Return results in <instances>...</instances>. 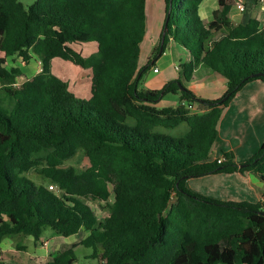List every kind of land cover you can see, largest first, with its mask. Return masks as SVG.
Returning <instances> with one entry per match:
<instances>
[{
    "label": "trees",
    "instance_id": "obj_1",
    "mask_svg": "<svg viewBox=\"0 0 264 264\" xmlns=\"http://www.w3.org/2000/svg\"><path fill=\"white\" fill-rule=\"evenodd\" d=\"M25 1L0 0V74L22 75L5 69L9 58L41 64L22 85L0 87V245L18 237L39 244L50 229L88 235L44 264H79L78 247L84 264H264V202L219 201L186 186L251 170L264 180V143L244 167L232 153L211 160L224 107L248 83H264L260 19L236 24V0H222L207 24L204 0H164L160 51L173 41L191 60L180 64L178 80L140 90L152 66L139 68L147 0ZM86 43L96 52L84 56ZM57 58L91 71L89 100L54 73ZM213 73L227 81L223 98L202 99L187 87ZM168 94L180 95L179 104L158 107ZM195 104L209 110L192 113ZM184 124L183 135H171ZM78 154L84 170L59 169ZM110 192V215L98 220L82 198ZM5 259L0 247V264Z\"/></svg>",
    "mask_w": 264,
    "mask_h": 264
},
{
    "label": "crops",
    "instance_id": "obj_2",
    "mask_svg": "<svg viewBox=\"0 0 264 264\" xmlns=\"http://www.w3.org/2000/svg\"><path fill=\"white\" fill-rule=\"evenodd\" d=\"M221 1L222 0L202 1L199 6V14L205 23L208 24L213 21L214 12L221 8ZM240 1L245 3L246 12H239L234 4L230 13L232 21L236 24H246L250 20L253 14L251 13V9L248 8V4L253 1H255V3L257 2L258 6H260L261 3L264 11V0H236L235 2L237 3ZM146 14L147 27L144 39L150 37L152 39L161 40L166 18V6L164 0H147ZM261 24L264 26L263 21H261ZM169 46L172 51L171 55L166 51L161 57V59L167 61V65L171 64L177 68V66H180L178 64L190 62L191 55L187 51L173 41L169 42ZM36 61L40 63L39 60ZM178 61L179 63H177ZM154 68H157L159 73L162 70L161 67H158L157 63H155L153 69ZM212 77V74H205L202 78H195L188 83L187 87L194 92L195 83L198 79H212ZM85 78L82 76L80 83L86 86L90 83L91 90V71L87 70ZM87 91H89V89L85 90V93ZM89 98L90 93L88 99ZM208 110L209 109L199 104H195L191 109V112L202 114ZM218 130V138L211 151V160L224 159L223 153L227 152L234 155V161L237 164L243 165L259 151L264 143V83L262 81L248 83L233 98L228 106L224 107ZM220 137L222 139L221 143L219 142ZM186 186L194 193L224 202L234 200L233 202L246 201L250 203H258L263 202L264 199V180H261L253 170L246 171L245 173L236 172L232 174H215L200 178H191L187 181ZM81 234H83V237L79 241H76V239L73 238ZM87 235L88 233L81 232L80 234L64 239H74L70 243L71 246L80 242ZM60 238L63 237L56 236L55 239L52 238V240L59 241L58 239ZM29 239L35 244L32 238ZM44 241H47L46 237H44L39 244H43ZM53 245L54 244L52 243V246ZM15 246L17 248V244ZM0 247L3 256L6 258L9 252L13 251V239H4L1 242ZM79 248L80 247L76 249L77 253ZM47 251L44 250L43 247L35 248L34 255L35 258L39 260V264H44L50 259L52 254L59 252H53L51 249L49 250V247L47 248ZM5 262L6 264H9L7 258L5 259Z\"/></svg>",
    "mask_w": 264,
    "mask_h": 264
},
{
    "label": "rangeland",
    "instance_id": "obj_3",
    "mask_svg": "<svg viewBox=\"0 0 264 264\" xmlns=\"http://www.w3.org/2000/svg\"><path fill=\"white\" fill-rule=\"evenodd\" d=\"M34 0L25 1L27 4H31ZM259 7V8H258ZM248 8L251 9L252 17H257L261 21L264 22V11L262 9V4L258 6L255 1L248 4ZM161 40L152 39L147 37L143 40V44L141 47V53L139 58V68H145L146 66L152 64L151 69L144 74L143 78L139 82L140 90H161L164 85L169 83L170 81L178 80L179 76V66L175 68L174 65H167V61L165 59H161L162 52L160 51ZM80 50L83 52L84 56L90 55L97 50L96 43H86L80 46ZM166 51L171 55V47L169 43L167 44ZM165 51V52H166ZM169 60V59H168ZM157 63L158 67H161L160 73H153V67ZM179 63V61L177 62ZM180 65V64H178ZM19 69L22 71V75L18 77L8 78L3 74H0V87L5 86H20L26 80L32 78L37 73L41 71V64L36 60H32L29 65L22 64L19 59L9 58L7 59V64L5 69L10 73L13 69ZM53 71L56 75L61 77L64 80H67L71 84L72 91L76 94L78 98L89 100L90 93V83L88 85H84L81 82L82 76L85 78V74H87V70H83L82 68L72 64L71 62L65 61L63 59L57 58L53 61ZM212 79L205 78L201 79L195 83L194 92L198 97L202 99L216 100L219 98H223L227 92V81L224 77L218 76L217 74H212ZM81 77V78H80ZM86 79V78H85ZM78 88V90H77ZM89 89L85 93V90ZM85 93V94H84ZM180 102V95L168 94L166 95L157 105L158 107H168V106H176ZM188 126L186 124L182 125L178 129L170 130L171 135L180 136L183 135L187 130ZM221 137L219 142L221 143ZM88 166V161L83 154H78L73 159L66 162L64 165L59 166V169H64L65 167H70L77 170H84ZM32 179L41 183L42 181L39 179L34 172L28 174ZM84 202L91 206L93 209L95 216L98 220H105L110 215V207L114 202V195L110 192L107 197H94L88 196L82 198ZM234 201V200H232ZM44 237L47 238V243L49 241V245L43 246V244L35 245L31 239L28 237H18L13 239V251L9 252L6 256L9 264H39V260L35 258V248L43 247L44 250L47 251H63L66 248L70 247V243L72 240L76 239V241L80 240L83 237V234L73 237L74 239L65 240L64 238L58 239L59 241L52 240L55 239L56 235H53L50 229L45 231ZM53 241V242H52ZM20 243L24 246V250H18L16 248V244ZM52 243L54 244L52 246ZM35 245V247H34ZM49 252V251H47ZM46 254V253H44ZM79 255V264H84L86 261L83 259V248L80 247L78 249ZM93 263V262H92Z\"/></svg>",
    "mask_w": 264,
    "mask_h": 264
},
{
    "label": "built area",
    "instance_id": "obj_4",
    "mask_svg": "<svg viewBox=\"0 0 264 264\" xmlns=\"http://www.w3.org/2000/svg\"><path fill=\"white\" fill-rule=\"evenodd\" d=\"M262 1H263V0H262ZM235 6H236V8L238 9L239 12H241V13L246 12V5H245L244 2H242V1L237 2ZM153 71H154V73H158V72H159V70H158L157 68H154ZM184 104H185V103H184ZM192 108H193V107H191V109H192ZM222 160H223V159H219L218 162L221 163ZM50 189H51V190H55L56 188H55V186L51 185V186H50ZM263 202H264V199H263ZM47 245H48L47 241H44V242H43V246H47Z\"/></svg>",
    "mask_w": 264,
    "mask_h": 264
},
{
    "label": "water",
    "instance_id": "obj_5",
    "mask_svg": "<svg viewBox=\"0 0 264 264\" xmlns=\"http://www.w3.org/2000/svg\"><path fill=\"white\" fill-rule=\"evenodd\" d=\"M171 6H172V2H171ZM167 28H168V26H167V23H166V25H165V27H164V32H163V38H164V36H165V33H166ZM161 52H162V51H161ZM240 167H244V165H241Z\"/></svg>",
    "mask_w": 264,
    "mask_h": 264
}]
</instances>
